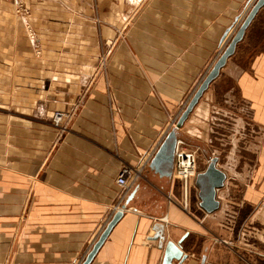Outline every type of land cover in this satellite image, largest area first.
<instances>
[{
	"label": "crops",
	"instance_id": "crops-1",
	"mask_svg": "<svg viewBox=\"0 0 264 264\" xmlns=\"http://www.w3.org/2000/svg\"><path fill=\"white\" fill-rule=\"evenodd\" d=\"M253 2L0 0V264H81L123 204L89 264H162L168 240L171 264H264V4L175 129L196 153L186 197L174 155L149 165ZM144 159L122 195L120 168Z\"/></svg>",
	"mask_w": 264,
	"mask_h": 264
},
{
	"label": "water",
	"instance_id": "water-1",
	"mask_svg": "<svg viewBox=\"0 0 264 264\" xmlns=\"http://www.w3.org/2000/svg\"><path fill=\"white\" fill-rule=\"evenodd\" d=\"M263 4L264 0H254V2L251 3L248 9L245 11L241 19L236 23L234 32L229 36L221 53L214 60L208 71L203 75L194 92L185 104L183 110L176 120L175 127L167 133L164 141L160 144L151 158L149 163L151 168L157 170L158 165L162 163L171 164L174 148L176 145L175 129L182 125L203 91L207 88L209 83L217 77L219 70L224 66L227 58L233 54L236 45L242 40L247 26L254 18L257 11L263 6ZM227 32L228 31H225L223 35L224 37L226 36ZM216 161L217 158L215 156L209 158L208 163L203 169L202 173L199 175L200 178L196 184L199 197L198 206L207 213H210L218 208L219 201L215 197L216 190L223 186L225 180V174L216 166ZM130 198L131 195L127 197L125 203H127ZM123 208L124 204L120 209L113 213L81 264L90 263L98 248L108 235L110 229L121 217ZM182 257L183 255L178 245L171 240L166 241L162 264H171L172 259H181Z\"/></svg>",
	"mask_w": 264,
	"mask_h": 264
},
{
	"label": "built area",
	"instance_id": "built-area-1",
	"mask_svg": "<svg viewBox=\"0 0 264 264\" xmlns=\"http://www.w3.org/2000/svg\"><path fill=\"white\" fill-rule=\"evenodd\" d=\"M24 3H25V0H15V7H16L15 9L17 12L25 11ZM225 44L226 42L220 47L215 59L221 53ZM177 118L178 117H175L172 120H170V125L173 128L175 127ZM51 121H52V124L55 127H57L59 130L64 131L66 129L65 114L63 112L54 111L51 117ZM173 155H174L173 174L178 179L181 180L182 187H183V196L186 197L188 181L195 174V171H196L195 153L193 150L187 148L181 140H176V145L174 148ZM145 163H146V160L144 159V160H141L139 164L136 166L123 165L120 168L118 175L116 177V183L120 187V191L122 195L126 191L129 190L130 186L137 179L142 177V170L145 166ZM116 208L118 209V206H116Z\"/></svg>",
	"mask_w": 264,
	"mask_h": 264
},
{
	"label": "rangeland",
	"instance_id": "rangeland-1",
	"mask_svg": "<svg viewBox=\"0 0 264 264\" xmlns=\"http://www.w3.org/2000/svg\"><path fill=\"white\" fill-rule=\"evenodd\" d=\"M195 153V152H194ZM196 154V153H195ZM208 154V153H207Z\"/></svg>",
	"mask_w": 264,
	"mask_h": 264
}]
</instances>
